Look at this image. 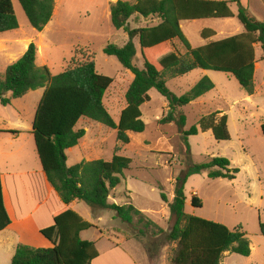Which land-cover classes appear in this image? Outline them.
<instances>
[{
	"label": "rangeland",
	"instance_id": "374dc122",
	"mask_svg": "<svg viewBox=\"0 0 264 264\" xmlns=\"http://www.w3.org/2000/svg\"><path fill=\"white\" fill-rule=\"evenodd\" d=\"M116 1L132 3L136 0H54L51 20L41 32H37L29 25L18 1L11 0L18 28L0 35V75L23 55L30 43L37 49L36 65L47 67L51 76L78 64L93 61L99 74L113 79L104 95L103 105L117 123L125 107L124 95L133 75L124 70L114 57L103 53L107 45L122 47L128 41L127 34L113 28L110 22L109 7ZM241 2L242 5L248 3L249 11L264 22V0ZM256 4L261 5L259 11L256 10ZM229 10L234 15L233 18L182 21L180 29L189 45L200 48L210 41L243 33V27L235 17L237 5L230 4ZM156 23L155 19L135 15L127 24L130 29H136ZM204 29L214 31L215 36L204 40L200 35ZM175 46L183 52L180 43L176 42ZM134 47L133 64L141 68L142 60L136 40ZM261 55V50L255 48L254 93L251 96L231 76L213 71L194 70L167 81V88L177 96L185 94L204 77L214 85L213 90L178 111L186 117L183 130L187 131L192 126L198 128L199 120L214 112H220L227 118L230 139L215 141L210 131L198 130L196 136L188 137L190 157L184 152L177 126L173 123L159 124V120L169 113V109L155 90L149 91L150 101L140 108L145 130L139 134L130 133V143L122 146L117 153L130 159L131 163L123 172L121 183L111 192L109 203L117 206L132 205L163 230V233L158 234L153 226L148 229L143 225L127 226L110 211L97 213L100 218L96 220L91 210L79 202L73 208L74 212L94 226L81 234L83 240L95 244L100 254V259L94 264H169L174 245L166 242L165 235L170 232L173 220L167 205L160 199L159 187L167 201L171 202L174 178L186 170L189 164L203 163L214 157L227 159L230 168L238 170L235 179H209L206 174L189 177L184 186V211L230 230L241 228L245 233L250 244V256L225 253L221 264H264V236L259 232V222L264 223V136L261 133V125L264 124V61H260ZM42 93L43 89H39L12 100L11 108L5 114L0 105V127L21 123L22 128H31ZM9 115L13 120H10L8 126L6 120L1 119ZM75 129H83L85 136L73 151L65 153L67 167L82 161H110L114 155L116 131L84 118L79 120ZM33 149L32 146V155H27L26 152L14 155L8 160L13 164L6 167L9 170L1 171H32L34 174L41 170ZM2 160L5 159L0 156V162ZM6 168L3 165L1 169ZM11 178H16V182ZM28 178L25 180L21 175L11 176L3 183L5 187L13 186L23 180L25 193L30 195L34 183ZM18 189L24 193L22 185ZM12 194L15 197V192ZM193 195L201 201L200 208L191 206ZM139 229L145 235H140ZM17 235L11 230L0 232V264L10 263L18 243ZM24 241L23 245L41 248L34 239ZM43 242L45 244L47 241L43 239ZM49 247L50 244L47 243V248Z\"/></svg>",
	"mask_w": 264,
	"mask_h": 264
},
{
	"label": "trees",
	"instance_id": "16d2710c",
	"mask_svg": "<svg viewBox=\"0 0 264 264\" xmlns=\"http://www.w3.org/2000/svg\"><path fill=\"white\" fill-rule=\"evenodd\" d=\"M29 25L41 32L53 16L54 0H17ZM238 7L236 19L243 33L219 41H210L200 48H192L180 29L182 21L202 19H229L234 15L229 5ZM241 0H136L116 1L109 7L113 28L128 36L122 47L107 45L103 53L114 57L121 67L129 71L132 81L124 99L125 107L115 123L103 105V98L113 79L98 73L93 61H87L51 76L47 67L36 65L37 49L30 43L23 55L9 65L0 75V105H11L27 93L43 89L32 121L36 153L45 178L63 208L52 215L53 224L40 230V235L49 242V248H32L18 244L9 264H92L99 256L95 244L83 240L82 232L94 226L75 213L70 205L84 203L92 212L110 211L127 226H153L158 234L163 230L147 219L132 205L117 206L109 203L111 192L121 183L123 172L131 160L118 155L122 146L130 143V133H142L145 124L141 120V106L150 101L149 91L155 90L166 102L169 113L159 120L160 125L173 123L180 130L185 154L190 157L188 137L196 136L198 130L210 131L215 141L230 139L227 118L220 112L202 117L198 128L183 130L184 114L178 111L214 89L206 77L199 80L181 96L171 92L168 80L187 75L194 70L224 73L236 80L248 95L254 93L255 48L262 52L264 61V22L258 20ZM261 9L256 4V10ZM263 11V10H261ZM151 18L157 23L144 28L130 29L128 21L133 16ZM18 28L11 0H0V35ZM204 40L215 36V32L204 29L200 33ZM134 40L138 42L142 67L133 64ZM181 44L183 52L175 46ZM99 123L116 131L114 155L110 161H82L72 167L66 166L65 152L78 145L84 138L83 129H75L80 119ZM11 135L19 132L10 131ZM264 136V124L261 125ZM190 163V162H189ZM237 169H231L225 158L214 157L199 164H189L186 170L174 178L173 197L167 201L159 187L160 199L167 205L173 220L171 230L165 235L167 243L174 245L169 264H221L225 253L249 257L250 244L241 228L227 227L188 215L184 211V186L191 176L206 174L209 179H235ZM191 206L201 207L197 196L191 197ZM136 221L137 223H134ZM11 221L4 206L0 175V232ZM259 232L264 236V223L259 222ZM140 235L145 232L139 229Z\"/></svg>",
	"mask_w": 264,
	"mask_h": 264
},
{
	"label": "crops",
	"instance_id": "0c3cea01",
	"mask_svg": "<svg viewBox=\"0 0 264 264\" xmlns=\"http://www.w3.org/2000/svg\"><path fill=\"white\" fill-rule=\"evenodd\" d=\"M242 6L247 7V3ZM246 99H249V97H247ZM8 108H11V105L3 107L2 113L5 114V111H7ZM9 117H11L12 119ZM1 120H6L9 126L10 120L12 121L13 117L11 115L5 116L4 119ZM10 131H17L20 134L11 135L10 133H8ZM32 146L34 147L33 151H35L36 153L33 136L31 135V128H22L21 123H16L14 125H12L11 123V127H0V156L5 159L0 162V166H2L0 167L1 185L4 206L11 221L10 225L4 231L11 230L12 232H16L18 234V243L16 244V246L18 244H23L24 240L28 241L30 239H34L41 248H43V246L47 248V243L49 242L45 240L39 232L40 230L48 228L53 224L52 215L63 208V203L60 201L57 194L47 182L42 169L38 172H34V174L32 173V171H24L22 173H3L1 171L9 170L6 167H11L13 164H11L8 160L14 155L19 156V154H24L25 152V154L27 155H32ZM74 148L67 150L65 153L67 154L68 152L73 151ZM3 165L6 169H1L3 168ZM17 175L23 176L25 180H27L28 177L32 178H28L34 183V187L30 190V195L25 193L26 188L23 180H19L18 184H15L13 186L8 185L5 187L3 181H5L6 179H10L11 176L16 177ZM11 179L13 180V182H16V178ZM20 183L22 185V190H24V193H22L18 189L19 187L21 188ZM14 192L16 194L15 197H13L14 195L12 194ZM78 203L79 202L71 203L70 208L73 210V208ZM99 218L100 217H98L96 220H99ZM43 239L44 241H47L45 244L43 242ZM98 259H100V254L98 258L92 262V264L96 263Z\"/></svg>",
	"mask_w": 264,
	"mask_h": 264
}]
</instances>
